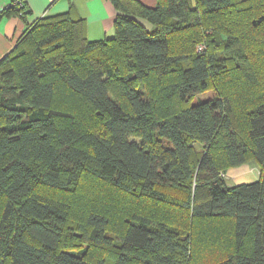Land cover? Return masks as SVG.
Masks as SVG:
<instances>
[{"label": "trees", "instance_id": "obj_1", "mask_svg": "<svg viewBox=\"0 0 264 264\" xmlns=\"http://www.w3.org/2000/svg\"><path fill=\"white\" fill-rule=\"evenodd\" d=\"M110 2L112 37L45 15L0 60V264H264V0ZM85 176L130 212L66 199Z\"/></svg>", "mask_w": 264, "mask_h": 264}, {"label": "crops", "instance_id": "obj_2", "mask_svg": "<svg viewBox=\"0 0 264 264\" xmlns=\"http://www.w3.org/2000/svg\"><path fill=\"white\" fill-rule=\"evenodd\" d=\"M14 0H0V60L16 45L20 36L30 25L45 15L68 12L73 18L84 22L85 33L90 40L110 38L114 35L116 9L110 0H22L25 14H5L7 4ZM154 7L157 0H138Z\"/></svg>", "mask_w": 264, "mask_h": 264}, {"label": "rangeland", "instance_id": "obj_3", "mask_svg": "<svg viewBox=\"0 0 264 264\" xmlns=\"http://www.w3.org/2000/svg\"><path fill=\"white\" fill-rule=\"evenodd\" d=\"M204 49V42L198 43L195 46V51L196 52H201ZM229 74L224 75L220 79V87H224L226 84V81L229 79ZM215 89L212 87L206 91L205 93L199 95V99H207L212 97L215 93ZM196 100H194L195 102ZM79 106V103L76 101L75 103L71 104V107L76 105ZM239 107L242 105L241 102L238 101L236 103ZM239 116V114H237ZM261 174V168L253 161H249L242 166H237V167H225L224 170V177L225 181L228 186H233V185H239L243 183H250L253 181H256ZM241 176V177H240ZM237 178V179H236ZM95 178L93 177H87L85 176L84 179L82 180L81 184L78 185L76 188L75 192H66L62 195H64L69 199H72L74 194H76L77 200L80 199V202H83L84 197L81 195H78V193H86L88 192V195H91L90 197L94 198V204L91 206H94L95 209L100 210L104 207L109 208V210L116 212V210L124 209L125 212H130L132 208L131 202H129L126 198L127 196H124L117 188H112L107 186L106 184H96ZM98 183V182H97ZM83 195V194H82ZM124 197H126L124 199ZM74 202V201H73ZM116 203V204H115ZM124 203V204H123ZM144 211H146L149 207L148 206H140ZM92 210V209H90ZM108 210V209H107ZM83 211H85V205H78L77 201L74 203L72 209H71V217L73 221L78 220L79 218L83 217ZM206 227V226H204ZM226 228L225 231L227 233V225L225 226ZM194 235V234H193ZM197 236V234H195ZM83 245H87L88 243L85 241V239H81ZM85 241V242H84ZM200 243V242H198ZM207 248L204 243H200V247L197 249V254L202 255V249ZM214 253V251L210 252ZM105 264H112V262L108 259H104Z\"/></svg>", "mask_w": 264, "mask_h": 264}, {"label": "built area", "instance_id": "obj_4", "mask_svg": "<svg viewBox=\"0 0 264 264\" xmlns=\"http://www.w3.org/2000/svg\"><path fill=\"white\" fill-rule=\"evenodd\" d=\"M21 5V0H14L13 2H11L10 4H7L5 7V9H7L8 7H12V6H17L19 7Z\"/></svg>", "mask_w": 264, "mask_h": 264}, {"label": "bare ground", "instance_id": "obj_5", "mask_svg": "<svg viewBox=\"0 0 264 264\" xmlns=\"http://www.w3.org/2000/svg\"><path fill=\"white\" fill-rule=\"evenodd\" d=\"M241 177V176H240ZM237 179V178H236Z\"/></svg>", "mask_w": 264, "mask_h": 264}]
</instances>
